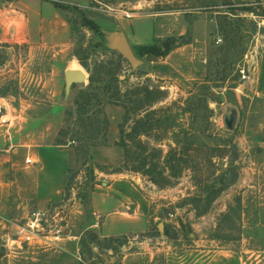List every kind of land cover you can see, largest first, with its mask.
Returning a JSON list of instances; mask_svg holds the SVG:
<instances>
[{
  "label": "rangeland",
  "instance_id": "374dc122",
  "mask_svg": "<svg viewBox=\"0 0 264 264\" xmlns=\"http://www.w3.org/2000/svg\"><path fill=\"white\" fill-rule=\"evenodd\" d=\"M121 1L137 2L136 10H140L137 11L140 16L145 10L144 6L150 4L155 10L165 12L180 9L189 0H92L87 3L86 8L68 5L65 11L73 27V47L65 58V63L55 68V52L50 49L33 52L28 46L0 45V75L7 78L3 81L0 93L19 90L18 81L8 73L18 65L19 54L25 55V94L49 100L54 93H58L57 99L65 105V120L67 122L69 119L71 124L76 118L74 100L78 93L87 90L90 84L89 80L75 83L70 94H66L64 70H72L73 63H76L75 69L87 74L88 78L89 69L93 70L96 65H103L117 73L122 81V98L127 88L135 86L144 87L148 84L165 90V98L155 108L172 111L171 121L165 123V126L169 125L171 129L167 136L164 132L161 133L160 145L156 146L153 141V146L162 148L165 154L171 147L182 150L189 168L184 171L179 183L168 189H159L153 185L149 176L122 173L135 177L143 192L154 200L156 217L159 219L152 222L151 231L146 235L158 238L163 236L164 230L160 231L158 228L163 224L174 244L179 245L196 239L204 242L208 248H228L236 241H241V205L237 198L232 199L233 204L226 203L223 193L202 217L196 216L197 204L185 200L194 196V185L199 182L202 186L215 182L218 188L228 186V189L237 184L243 178L250 159L254 161L253 149L261 148L264 133V97H257L256 80L264 45V0H190L189 5L195 8L196 12L186 15L188 27L183 31V35H179L183 30L179 27L178 30L173 29V35L169 36L179 39L182 45L178 43L177 48L165 58L141 59L143 64L136 69L129 63L120 61L111 49V39H117L120 34L116 33L117 19L114 12L107 10L105 6L113 5L120 11L122 9L118 5ZM171 22H164L167 28ZM54 70L56 74L53 75ZM108 80L106 77L96 86L103 87ZM139 97L143 98V94ZM121 105L117 103L104 106V112L110 120L106 145L100 135L97 140L88 142L97 144L88 152L86 149H80L82 144L70 146L73 149V172H79V177L74 183L84 182V164L94 167L99 183L123 167V149L114 146L119 140L118 126L124 118ZM229 109L237 111V123L232 131L226 128L224 121ZM176 141L181 145L177 146ZM247 148L252 149L251 155L245 151ZM78 185L73 184L71 191ZM199 195L205 198L207 193L203 190ZM253 195L249 194L251 200L255 199ZM220 203L226 206L222 211L219 209ZM199 206L202 210L203 203ZM248 208L252 216L248 220L252 243L261 246L264 235L260 226V208L256 209L254 202L249 204ZM77 215L70 214L68 228L71 235L82 233L92 221L88 213L76 218ZM215 215H218L216 226ZM6 224L12 229L0 226V264L166 262L165 253L151 259L150 248L147 251L141 249L140 243L145 241L143 236L114 240L98 235L95 240L88 236L83 244L82 238L87 231L75 243L70 241L74 243L71 253H64L62 261H59V252L52 249L46 240L35 239L27 244L24 238L19 236L18 227L25 225V219Z\"/></svg>",
  "mask_w": 264,
  "mask_h": 264
},
{
  "label": "crops",
  "instance_id": "0c3cea01",
  "mask_svg": "<svg viewBox=\"0 0 264 264\" xmlns=\"http://www.w3.org/2000/svg\"><path fill=\"white\" fill-rule=\"evenodd\" d=\"M90 1L0 0V45L28 46L33 52L53 50L56 57L54 67L59 68L73 47V27L65 8L68 5L86 8ZM136 3L121 1L118 6L123 11L136 10ZM189 3L190 0L178 10L165 12L155 10L150 4L144 6L142 15L131 20L123 17L119 8L117 15L114 14L116 33L125 36L133 51L135 46L168 38L173 35V29L179 27L183 28L179 35H183L188 27L186 15L196 12ZM168 20L172 22L167 28L164 22ZM17 59L18 65L8 73L18 81L19 90L0 93V226L12 229L6 223L20 219H25L26 223L33 210H44L68 200L70 205L73 204L70 214L76 213L78 218L88 213L92 221L82 233L71 235L69 230L61 237L62 242L61 238L53 244L47 242L59 252V261L64 253H71V247L85 231L91 230L106 239L143 236L145 241L140 243L141 249L147 251L150 248L151 259L165 253L164 264H264V242L261 246L253 244L248 226V220L252 218L248 206L254 202L256 209L260 208V226L264 235V133L261 148L253 149L254 161L250 159L248 162L243 178L224 192L226 203L233 204L234 198L240 202L241 241L228 248H208L196 239L177 245L165 234L159 238L146 235L151 231L152 222L159 218L156 217L153 198L143 192L135 177L112 174L100 183L96 180L87 204L77 199L83 188L81 182L66 198L67 180L73 169V149L70 145L57 144L59 132L66 124L65 105L57 99L58 93L49 100L25 94V55L19 54ZM75 66L73 63L71 69L76 71ZM6 79L0 75V88ZM256 91L257 97H264V45ZM251 150L247 148L245 151L251 155ZM249 194H254L255 199L251 200ZM223 208H226L225 204L220 203V211ZM215 216L216 226L218 215Z\"/></svg>",
  "mask_w": 264,
  "mask_h": 264
},
{
  "label": "trees",
  "instance_id": "16d2710c",
  "mask_svg": "<svg viewBox=\"0 0 264 264\" xmlns=\"http://www.w3.org/2000/svg\"><path fill=\"white\" fill-rule=\"evenodd\" d=\"M57 5L64 7L61 4ZM178 43L182 45L180 40L174 37L156 39L149 45L135 46L134 51L139 59L165 58L177 48ZM112 53L120 61L128 63L118 52L112 51ZM89 73L90 84L88 89L81 90L74 100L76 118L72 124L69 119L67 120L59 132L57 144H82L80 149H86L85 151L88 152L90 148L97 146V144H88V142L95 141L102 135L103 144L106 145L110 120L104 112V106L121 103L124 109V118L118 126L119 140L114 143V146L123 149L124 165L111 174H143L149 176L150 182L159 189L176 186L184 171L189 168L188 162L184 160L183 151L171 147L170 151L165 154L162 148H154L155 146H153L154 142L156 146L157 144L160 145L162 142L161 133L164 132L167 136L169 129H171V126H165V123L168 124L171 121L170 113L172 111L155 108L165 98L166 91L161 90L158 86L152 87L146 84L144 87L127 88L124 98H122V81L117 73L103 65H96L93 70L89 69ZM106 77L109 80L105 86H96ZM140 94H143V98L139 97ZM142 137L146 139L143 140ZM176 144L177 146L181 145L177 141ZM84 167V182H81L83 188L82 192L77 195V199H81L82 204H87L89 194L96 184V174L94 167L86 164ZM70 174L67 180L66 198L71 196L70 190L73 184L78 185L80 183H74L79 177V172H73L71 169ZM214 183H205L203 186L201 182L196 183L194 196L186 198V202L197 204L195 208L197 217L206 215L217 199L228 189V186L218 188ZM203 190L207 193L205 198L199 195ZM201 203H203L202 210L199 206ZM180 225L184 228L182 223ZM164 234L169 235L166 226ZM88 236L95 240L98 239L96 234L87 231L82 238L83 244L85 237Z\"/></svg>",
  "mask_w": 264,
  "mask_h": 264
},
{
  "label": "built area",
  "instance_id": "2783aa9c",
  "mask_svg": "<svg viewBox=\"0 0 264 264\" xmlns=\"http://www.w3.org/2000/svg\"><path fill=\"white\" fill-rule=\"evenodd\" d=\"M99 4L103 6V4ZM105 8L111 12L113 11L115 15L118 13L113 5L111 7L105 6ZM138 14L139 12L136 10H125L121 13V15L127 19L138 17ZM69 145L71 146L72 144L69 143ZM27 162H30V160H27ZM73 197H75V195H73L72 198ZM70 206L68 200H63L60 203L50 205L44 210H33L30 212L25 225L18 227L19 236L23 237L27 244H30L35 239L46 240L48 243L53 244L63 237L65 232L69 231L70 208L72 207ZM170 217L173 216L170 215Z\"/></svg>",
  "mask_w": 264,
  "mask_h": 264
},
{
  "label": "water",
  "instance_id": "95a60500",
  "mask_svg": "<svg viewBox=\"0 0 264 264\" xmlns=\"http://www.w3.org/2000/svg\"><path fill=\"white\" fill-rule=\"evenodd\" d=\"M112 46L111 49L113 51L118 52L133 69H136L138 66L143 64V61L139 59L132 47L128 43L125 36L120 35L117 39H111ZM88 80L87 74L79 71V70H67L65 71V83H66V94H70V90L73 84L79 82H86ZM225 126L228 130L232 131L236 127L237 123V111L234 109H229L227 111L226 116L224 117ZM159 230H164V225H159ZM68 233V232H67Z\"/></svg>",
  "mask_w": 264,
  "mask_h": 264
}]
</instances>
